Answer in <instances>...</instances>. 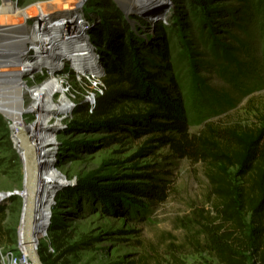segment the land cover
<instances>
[{
	"label": "rangeland",
	"instance_id": "obj_1",
	"mask_svg": "<svg viewBox=\"0 0 264 264\" xmlns=\"http://www.w3.org/2000/svg\"><path fill=\"white\" fill-rule=\"evenodd\" d=\"M17 1L18 5H9L25 8L42 2L41 7L32 8V13L42 8L48 18L60 11H73L77 4L51 10V3L62 0ZM132 3L136 4L134 0ZM117 10L114 0H92L86 7L87 13L96 18L91 31L94 40L95 30L104 26L101 53L109 39L107 33L125 21ZM113 12L121 20L112 18ZM148 13L142 18L134 14L126 21L147 40L155 37L150 25L161 24L191 131L200 132L209 124L259 125L264 119V0H170L168 4L153 5ZM105 16L112 28L102 24L100 17L106 21ZM51 40L57 50L62 39ZM18 43V50H24L23 41ZM83 59L79 64L74 61L77 69L85 68ZM86 63L93 73H100L96 66ZM104 75L95 81L105 85ZM43 80L44 77L30 80L29 85ZM84 80L70 77L65 85L72 86L67 92L73 102L69 113L54 124V154L45 162L61 174L52 179L48 193L53 190L56 195L66 196L55 199L45 224L34 220L36 228L45 226V235H38L44 263L225 264L217 256L216 244L211 242L212 237H220L222 253H227L226 246L238 252L232 255L235 263L264 264V240L261 245L251 246V235H208L210 228L221 224L216 210L218 201L207 177L208 166L172 156L166 160L164 156L169 152L163 148L140 153L148 145L147 137H135L120 128H101L93 114L101 91ZM101 88L104 94L106 85ZM92 91L96 93L95 101L89 102ZM15 97L11 92L0 93V204L7 212L5 225L15 235V241L3 249L19 255V230L24 199L28 196L27 161L25 151L15 145L14 139L17 131L29 137L26 125L35 121L36 113L27 114L25 109L20 112L29 99L24 97L14 103ZM60 97L56 94V103ZM125 111L132 114L137 109L128 104ZM21 114H25L27 123ZM60 120L65 126L59 127ZM158 163L170 169L168 176L162 177L168 184L165 201L152 202L143 195L119 191V187L127 185H149L150 178L141 175L157 171L151 166ZM246 221L249 224L250 218L246 217ZM225 229L230 226L225 224Z\"/></svg>",
	"mask_w": 264,
	"mask_h": 264
},
{
	"label": "trees",
	"instance_id": "obj_2",
	"mask_svg": "<svg viewBox=\"0 0 264 264\" xmlns=\"http://www.w3.org/2000/svg\"><path fill=\"white\" fill-rule=\"evenodd\" d=\"M113 15L112 18L121 20L116 13ZM104 25L113 27L108 20ZM103 27L95 30L94 41L98 46L105 42ZM152 30L155 37L147 40L124 21L116 24L112 33H107L109 39L102 51L106 91L93 108L94 116L99 119L96 123L107 130L120 128L135 137H147L148 145L140 153L163 148L169 152L164 156L166 160L172 156L205 163L221 221L209 229L208 235H251L250 245H261L264 240V119L254 127L209 124L200 132H192L169 43L161 24ZM128 104L137 111L126 113ZM151 167L157 171L141 175L150 178L149 185H127L119 187V191L140 194L152 202L165 201L168 184L162 177L168 176L170 169L162 168L160 163ZM65 196L59 193L56 199L63 200ZM6 217L5 206L0 204V249L15 241L14 233L5 225ZM246 217L250 218L249 224ZM225 224L230 229H225ZM211 242L216 244L222 263L240 264L233 261L232 255L238 252L232 246H226L228 250L224 254L220 237H212Z\"/></svg>",
	"mask_w": 264,
	"mask_h": 264
},
{
	"label": "bare ground",
	"instance_id": "obj_3",
	"mask_svg": "<svg viewBox=\"0 0 264 264\" xmlns=\"http://www.w3.org/2000/svg\"><path fill=\"white\" fill-rule=\"evenodd\" d=\"M78 4V1L76 0H62L60 1H54L51 3V5L48 7V9L53 10L55 7L65 6L67 4ZM42 2L37 3L36 5L28 6V7H12L9 4H5L3 7V11L0 14V27H1V34H0V48L1 45L6 43V39L13 40L16 36L21 35L25 32L26 28L24 27V24L26 22V17H40L42 16L45 19H42V22H46L45 20L48 19V14L46 15V10L40 8L39 10L35 9V12L32 13L33 7H41ZM76 4V5H77ZM44 8V7H43ZM53 11H50L49 13H52ZM49 22V21H48ZM54 22V20H51L50 23ZM53 30V29H52ZM30 34V33H28ZM57 34V33H56ZM30 36V35H29ZM49 36V34H45L41 36L44 41L45 46L52 43V40H47L46 37ZM39 38L38 34H34L29 40L30 41H36ZM55 39H57L55 37ZM3 40V41H2ZM60 39H57L56 41L59 42ZM23 41V40H22ZM38 41V40H37ZM8 42V41H7ZM39 45V44H36ZM58 46V45H57ZM20 47V46H19ZM56 46L52 45V50H56ZM19 49V48H18ZM16 51H19V50ZM85 51L84 49H80L79 51H76L75 53ZM74 53V51H73ZM73 53H69L72 56L70 57L72 61H76L78 64L81 62L82 58L84 56H81L80 54L73 55ZM65 54V53H63ZM67 55V54H65ZM41 56V55H40ZM39 56V57H40ZM69 56V55H68ZM43 58V57H42ZM3 60H7V62L2 63V57L0 55V93L4 92H11L16 97L14 99V103H18L21 99L28 98L29 104L24 105V107L20 110V112L25 109V112L31 113L35 112L36 119L35 121L31 122L32 124L26 125L27 129L29 130V137L27 138L26 135L22 131H17V136L14 139L15 145H20L21 149L23 148L24 140L19 136V134H22L26 137V142L31 146L32 151L36 158L37 163V179H36V198L39 199V201L35 204L34 209V220H37L40 224H45V221L47 220L49 210H51V202L50 196L47 194L49 191V187L52 186L51 182L52 179H56L61 177V174L56 169H53L50 165L45 164L46 161L50 159V157L54 154L53 146L55 145L53 142L57 139L54 138L55 134V121L57 119L65 116L70 111V104L73 102L69 94L66 92L63 86V80L57 78L53 79L52 83L45 82L39 86L32 87L26 84V81H21L20 77L18 76L16 78L12 77H3L1 76L3 73H9V72H22V67H26V73L24 75L28 74V70H31L28 68V65H30V60L23 59V62L21 63V58H17L16 56H8L6 55ZM27 61V62H26ZM41 62V64H45L46 62ZM23 75V74H22ZM12 83L11 88H7V84ZM52 84V86L50 85ZM51 86V88H50ZM32 91L29 94V91ZM56 94L61 95L60 102L56 103L55 96ZM28 95V96H26ZM21 119L24 120L25 123H27V117L25 114L22 116ZM12 127H17V124H12ZM22 142H21V141ZM25 151V150H24ZM26 152V151H25ZM27 166V165H26ZM25 172H27L25 167ZM48 179L50 181H48ZM26 191L27 188L25 187ZM24 193V191L22 192ZM28 194V191H27ZM23 196V195H22ZM28 197V196H27ZM26 197V198H27ZM25 198V199H26ZM47 198V199H46ZM35 225V223H34ZM39 235V232H38ZM26 256V254H25ZM25 264H31L28 261V258L26 256L21 258V263Z\"/></svg>",
	"mask_w": 264,
	"mask_h": 264
},
{
	"label": "built area",
	"instance_id": "obj_4",
	"mask_svg": "<svg viewBox=\"0 0 264 264\" xmlns=\"http://www.w3.org/2000/svg\"><path fill=\"white\" fill-rule=\"evenodd\" d=\"M91 1L92 0H79L75 10L60 11L55 15L51 16V18L46 19L45 20L46 22H42V19H45L42 16L36 18L26 17V22L24 24V27L26 28L25 32L19 36H16L15 39L13 40L6 39V43L1 45L0 55L2 57V63L7 62V60L6 61L3 60V58L6 57V55L16 56L17 58H21V63L23 62V59H28L30 60V65H28V68L31 70L27 71L28 72L27 75H24L27 69H25L26 67L23 66L21 73L9 72V73H3V76L5 78L12 76L16 78L18 76H21L20 77L21 81H26L27 85H29L31 81H35V79L39 77H44V80L42 82L40 83L35 82L33 85H29L32 87L39 86L45 82L52 83V80L54 78L55 79L59 78L63 80V86L66 92L68 91L69 88L72 87V86H67V88H65V85L69 84L70 82L69 81L70 77H74L78 81H82L86 79L91 83L92 86L97 87L101 91L100 93L103 95L104 90L101 88V86L105 87V85L102 84V82L95 81V78H99L104 74V66L102 64V53L100 52L99 46L96 44V42L94 41L91 35V31L96 23V18L95 15H93L92 13L89 14L86 11V7L88 4L91 3ZM134 1L136 4H133L132 0H130L128 3L129 6L128 10H131L132 13L133 12L135 13L139 9V6L137 5V1L136 0ZM115 6L121 12L122 19L124 18V20L126 21L127 18L124 12L120 9V7L116 3ZM51 20H54V22L50 23ZM100 20L102 24L106 22L104 21V17L102 18L100 17ZM150 26L154 28L153 24ZM52 29L54 33L51 32L50 34V30ZM34 34H38L39 36V38L37 39L38 41L28 40L32 36H34ZM45 34H49V36L46 37V39L49 41L51 39H54L55 37L57 39H62L61 46H59V48L55 51L51 50V46H52L51 44L45 46V44L48 41L44 43V41L46 40L41 39L42 38L41 36ZM19 40H23V43H21V47L24 50L22 51L21 50L16 51L20 46V43H18ZM38 42L39 45H36ZM80 49H84L85 51L75 53ZM71 51H74V53L72 52L73 55L80 54L81 56H84L83 62L85 66L84 65L83 66L85 68L77 69L76 67L77 63L75 64L74 61H71L69 59L72 56L71 54H69L71 53ZM63 53L67 55L61 56L63 55ZM43 60H45L44 62H46L49 65L47 64L42 65L41 62H43ZM86 62L100 69V73H93L91 70H89L88 67L86 66L87 64ZM50 85L52 86V84ZM11 86L12 83L7 84V88H11ZM95 95L96 93L93 91L89 93L88 96L89 102L95 101ZM62 121L63 120H60L61 123H59L60 124L59 127L65 126L64 123H62ZM58 122H59L58 120L55 121V124ZM55 199L56 196L53 199V204L56 202ZM0 255H1L2 264H20L21 258L23 257L26 258L25 252H23L20 247H19V255L16 251L13 250L6 251L3 248L0 249Z\"/></svg>",
	"mask_w": 264,
	"mask_h": 264
},
{
	"label": "water",
	"instance_id": "obj_5",
	"mask_svg": "<svg viewBox=\"0 0 264 264\" xmlns=\"http://www.w3.org/2000/svg\"><path fill=\"white\" fill-rule=\"evenodd\" d=\"M54 1V0H53ZM79 1V0H76ZM130 0H114V2L120 7V9L124 12L127 19L135 14V16H140L141 18L145 15L149 14L148 12L150 9H152L153 5L155 4H168L170 0H136L137 5L139 6L138 11L135 13L131 10H128V3ZM5 4H15L18 5L17 0H2V3L0 5V13L3 11V7ZM169 6V5H167ZM152 14V13H151ZM162 13L161 15H163ZM158 20V19H157ZM134 21V20H133ZM156 21V19H155ZM155 24H153V27ZM1 32V31H0ZM3 76V74L1 75ZM4 77V76H3ZM19 136L24 140L23 148L26 151L25 152V159L27 161V172H25V183L26 188L28 191V197L24 199V210H23V217H22V223L19 230V247L23 252H25L28 261L31 264H45L42 257L39 253V237L38 232H41V235H45V231H43L44 227L36 228L34 225V209L35 204L39 201L38 198H36L35 192H36V179H37V163L35 155L32 151L31 146L26 142V137L22 134H19ZM48 181H50L48 179ZM54 191L52 190L47 198L50 196V202L51 205L53 204V199L56 196ZM49 217L52 214V211L49 213Z\"/></svg>",
	"mask_w": 264,
	"mask_h": 264
}]
</instances>
